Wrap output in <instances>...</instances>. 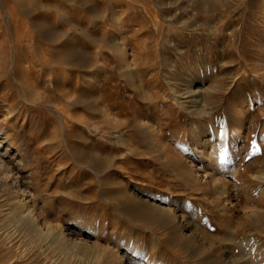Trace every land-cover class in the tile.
Returning a JSON list of instances; mask_svg holds the SVG:
<instances>
[{
	"label": "rangeland",
	"instance_id": "rangeland-1",
	"mask_svg": "<svg viewBox=\"0 0 264 264\" xmlns=\"http://www.w3.org/2000/svg\"><path fill=\"white\" fill-rule=\"evenodd\" d=\"M263 73L264 0H0V129L68 233L0 190V264H264Z\"/></svg>",
	"mask_w": 264,
	"mask_h": 264
},
{
	"label": "bare ground",
	"instance_id": "bare-ground-1",
	"mask_svg": "<svg viewBox=\"0 0 264 264\" xmlns=\"http://www.w3.org/2000/svg\"><path fill=\"white\" fill-rule=\"evenodd\" d=\"M222 14L223 13H221V16L220 14H217L214 18V21L206 23L205 29L213 31L214 34H219L224 28H226V26L230 24V20L226 21L225 16L222 17ZM179 17V27L189 30L196 28V24L194 22L185 20L181 13L179 14ZM201 25H203V23ZM77 63L78 61L76 62V64ZM258 64L260 65L261 63ZM259 72H261V68L258 69V74ZM185 92H187L189 96L193 95L191 101L193 102L194 106L203 108L202 106L205 105V100L203 96L198 93L197 89H194L192 88V86H190V88H188V90ZM4 107L7 111L6 114H10L14 110V107H12V105H4ZM194 170L195 173L194 171L193 173L197 178L201 177V179H205L204 174H201L199 170H196V168H194ZM0 190L6 192L10 196V198L13 199L9 203V209L10 211L14 212V222H17V224L13 225L16 228L12 230V232L18 229L19 224H31L32 229L29 231V234L30 237H32V241H39L41 238L46 236L52 237L53 240L62 239L63 237L67 236L68 233L66 232L64 225L60 221L57 222L54 228L51 230H44V228L39 225L38 212L41 208L38 206L37 200L41 197V194L38 191L37 175L33 170V166L28 157L23 153L21 146L13 137V132L10 130V128L3 131L0 129ZM132 205L136 207L135 209L139 210L140 206H138V203L136 205ZM146 205L149 208L145 207V212L150 211V213H152L153 209L157 208L160 212H163L164 215L161 216H163V219L165 220L167 226L172 227L175 232L179 234L186 233L184 232V229L187 230V223L183 224L184 222L182 221V219H179L180 217L173 210L164 206H157L150 203H147ZM60 209L62 208L60 207ZM7 224L8 223H5L3 224V226H6ZM188 230H190L189 227ZM11 234L12 233H9L8 231L5 235L6 237H9ZM68 238L70 239L71 235ZM2 240L0 243H2Z\"/></svg>",
	"mask_w": 264,
	"mask_h": 264
}]
</instances>
